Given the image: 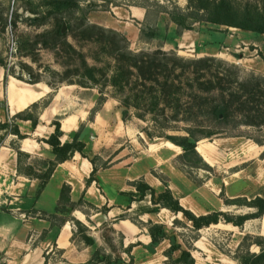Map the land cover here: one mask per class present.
<instances>
[{
	"label": "rangeland",
	"instance_id": "obj_1",
	"mask_svg": "<svg viewBox=\"0 0 264 264\" xmlns=\"http://www.w3.org/2000/svg\"><path fill=\"white\" fill-rule=\"evenodd\" d=\"M78 1L83 9V12H80L81 16L85 15L91 24L126 35L130 49L134 52L154 51L161 48L167 52H176L185 58L214 56L238 65L244 76L250 73L264 76V34L207 22L198 23L193 30L178 34L176 25L171 22L169 15L162 11L176 5L185 9L188 0ZM236 1L240 4L256 3L259 7L264 5V0ZM38 3L39 0H0L2 16V19L0 18V58L16 76L24 80L30 78L22 68V64H27L34 69L35 73H40L44 80L55 82L56 79L48 68L60 73L67 68L73 71L76 62L68 63L64 52L58 55L54 50L41 45L37 48L38 56H35L37 58L35 62L29 56L23 55L19 48V41L23 37L35 40L39 33L54 24L53 20H49L44 22V26H35L41 25L39 24L41 21L35 20V15L28 8L36 7ZM147 12L148 17L145 19ZM65 19L62 25L63 28L66 25V30L63 29V31L67 32V25L72 23V20L68 17ZM142 25H157L159 33L157 38L152 42L141 41L139 33ZM69 40L88 57L91 65L97 64L107 69L112 65V59L108 58L102 50L98 39L75 41L70 37ZM77 61L79 65V60ZM67 79L75 81L80 78L70 74ZM17 80L20 86L29 84L18 78ZM40 87L48 93L43 100H47L53 93L58 94V106L64 109L63 113L70 114L84 110L82 115L85 120L80 127L81 138L86 143L85 151L88 155H99L101 159L109 162L107 168H100V174L97 173V184L94 183V186L99 188L100 185L101 193L112 197V203L108 202L110 206L112 205V212L107 214L102 212L97 215L99 211L109 207L108 204L99 208L95 207L92 204L94 201L87 198L86 191L82 193L78 186L74 192L78 198L74 207L55 205L59 190L58 185L51 184L49 188L45 186L38 188L37 191L29 188L32 195L31 197L22 196L18 202L21 209L12 205L1 206L0 214L6 220L11 218L18 222L19 219L23 223L31 218L30 221L35 227L42 230L45 223L42 224L39 220L45 219L52 225L48 220L50 214L57 213L72 221L76 210L87 211L94 219L89 232L95 236H101L106 247L123 256L126 260L125 264H164L167 258L163 253L170 246V242L165 241L156 249H149L151 240L145 224L151 221L162 223L168 230H174L181 242L193 241L192 225L183 214L176 215L168 209L155 205L151 196H147L142 201H131L137 195L135 188L129 184L130 181L144 179L159 193L165 189L161 180L164 177L174 196L186 209L193 211L196 215L220 210L229 211L232 214L252 212L253 210L248 208L225 205V197L249 199L256 196L264 197V157H261L264 148L259 149L254 141L255 138H264V127L261 129L246 126L230 127L222 134L199 141L197 149L212 168L211 170L187 168L180 166L177 161V156L183 152V149L165 138L158 136L150 138L144 132V128L152 132L158 131L154 124L150 120L137 118L134 115L135 110L126 115L118 100L121 94L112 87L104 88L105 108L104 106L99 108L97 112L101 111V115L98 116L97 122L93 121V125L91 121L94 120L97 112L93 115L91 113L95 110L100 96L98 86L86 88L77 84L63 83L57 91H54L46 82H41L40 86L32 85V88L36 90H40ZM93 100H95V107L89 108L88 102ZM3 108L0 105V109L3 110ZM124 114L125 119L128 118L127 121H124ZM62 118L58 117V119ZM184 127V124H180L177 131H169L168 134H185L182 130ZM30 137L33 138L32 135ZM9 139L7 142L9 145L16 140L15 137ZM42 153L44 155H36L31 160L39 170L45 169L46 160L51 157L48 150L43 149ZM7 176L12 177L11 173ZM57 180L60 181V177ZM33 197L36 199L34 200ZM121 215H126L128 218L126 220L134 225V233H132L134 242H138L139 239L143 242L149 241L146 248L143 245H137L133 263L130 262L129 256L122 252L123 248L119 243ZM104 216L107 217L105 221ZM175 219L180 222L175 224ZM86 223L90 224L88 220ZM260 225L259 218L247 221L242 227L220 222L202 229L199 239L193 242L192 253L196 264H238L233 259V255L237 252L239 244L246 234L261 235L259 234ZM57 228L53 230L52 237ZM109 238H112V242L107 240ZM2 249H7L5 243H0V251ZM251 251L258 253L260 248L253 245ZM45 255L50 264L62 262L61 252L56 247ZM6 257L4 250L0 253V264H8Z\"/></svg>",
	"mask_w": 264,
	"mask_h": 264
},
{
	"label": "trees",
	"instance_id": "obj_2",
	"mask_svg": "<svg viewBox=\"0 0 264 264\" xmlns=\"http://www.w3.org/2000/svg\"><path fill=\"white\" fill-rule=\"evenodd\" d=\"M28 10L35 15V20L41 21L39 23L41 25H35L36 27L44 26V22L49 20H53L54 24L39 33L35 40L23 37L19 41L20 52L35 62H37L35 56H38L37 48L40 45L54 50L58 55L64 52L68 63L76 62L75 69L71 71L67 68L60 73L48 68L56 79L55 82H51L44 80L40 73H35L31 66L22 64L23 70L30 76L28 80H24L16 76L0 58V66L6 70L5 85L9 76H14L32 85L46 82L54 91H57L63 83L77 84L86 88L98 86L100 96L92 115L105 103L103 90L110 86L121 94L118 100L126 115L135 110L134 115L137 118L150 120L154 124L158 131L152 132L144 128V132L150 138L162 137L183 149V152L177 156V161L180 166L187 168L203 170L212 168L197 149L199 141L222 134L230 127L246 126L257 129L264 127V76L262 75L250 73L244 76L238 65L214 56L185 58L176 52H167L161 48L154 51L134 52L130 49L126 35L91 24L85 15L81 16L80 12H83V9L78 0H39L36 7H30ZM162 12L169 15L171 22L177 27L178 34L193 30L195 25L201 22L264 34V5L259 7L256 3L240 4L236 0H188L185 9L176 5ZM66 17L70 18L72 23L67 25L68 31L64 32L62 23ZM147 17L148 12L145 19ZM0 18L2 19L1 15ZM4 27L6 28V25ZM139 34L141 41L152 42L159 34L158 26L142 25ZM70 37L75 41L98 39L102 50L112 59V65L108 69L97 64L91 65L88 57L69 40ZM94 60L97 61V58L94 57ZM70 74H75L80 79L75 81L67 79ZM54 96L53 93L47 100L35 102L5 121L0 120V148L8 136L13 135L16 140L10 143V147L17 152L18 174L38 180L40 188L50 181L60 164L80 153L93 164V171L86 179V186H90L93 182H97L100 168H107L109 162L101 159L99 155L86 153V143L80 137L81 127L71 141L62 142L63 131L60 120L52 122L54 132L44 139V142L50 146L49 152L53 158L46 160V167L43 170L37 169L31 162L33 157L21 149L20 142L29 135L21 131L19 121H30L32 130H35L40 123V113L50 105ZM5 104L1 102L0 105L5 107ZM125 114L124 121H127ZM180 124L185 125L182 129L185 134H168L169 131H177ZM254 141L259 146H264V138H255ZM261 157H264V151ZM99 160L100 164H98ZM161 180L165 189L159 193L144 179L130 181L129 184L135 188L137 195L131 201H142L147 196H151L155 205L168 209L176 215L183 214L192 225L193 241L181 242L179 235L174 230H168L166 225L152 221L145 224L151 238L149 249L154 250L165 241L170 242V246L163 253L167 258L164 264H196L192 253L193 242L199 239L200 231L206 227L220 222L242 227L247 221L262 218L264 215L263 196L252 199L225 197V205L248 208L253 210L252 212L232 214L220 210L196 215L186 209L174 196L168 181L164 177ZM58 206L74 207L70 185H63ZM102 212L107 214L109 208L105 207ZM126 217L121 215L119 218L128 219ZM48 220L57 227H62L68 221L65 216L57 213L50 214ZM72 222L76 226L72 241H76L78 245L83 243L86 246H94V239L89 235V227L78 219H72ZM174 222L178 224L180 221L175 219ZM123 239V235L120 234L119 243L123 248L122 252L126 253L133 263V249L142 244H131L124 248ZM107 240L111 241L112 238ZM253 245L260 248L258 253L251 251ZM233 259L238 264H264V235L246 234ZM125 263L126 260L121 254L112 252V249L107 252L105 247L98 246L95 247L90 260L81 264Z\"/></svg>",
	"mask_w": 264,
	"mask_h": 264
},
{
	"label": "crops",
	"instance_id": "obj_3",
	"mask_svg": "<svg viewBox=\"0 0 264 264\" xmlns=\"http://www.w3.org/2000/svg\"><path fill=\"white\" fill-rule=\"evenodd\" d=\"M137 19L141 20L140 17H137ZM5 77L6 70L0 66V104L1 102L6 103L3 110L0 109V120L2 121L11 118L17 112L25 110L33 103L42 101L48 94L42 87L39 88L40 90H36L32 88L31 84H27L26 86L18 85V80L14 76H9L5 85ZM40 84L41 83H38L36 86H40ZM57 100L58 94L54 96L50 105L42 110L40 113V123L35 130H32L30 121H19L21 131L24 134L29 135L28 138L20 142L21 149L32 157H35L36 155H44V153H42L43 149L48 151L51 150L50 146L44 142V139H47L54 132L55 128L52 125V122L58 120V117H63L62 119H59L63 131L62 142L71 141L74 134L79 130L80 125L85 120V117L82 115L84 110H79L75 113L71 112L70 114L63 113L64 109L58 106ZM105 104L106 103L103 104L104 108ZM88 107L94 108L95 100L88 102ZM80 111L82 113H80ZM100 112H97L94 116V120L91 121L92 125L93 121L97 122L99 120L98 116L101 115ZM31 135L33 138L30 137ZM12 138H14L13 135L8 136L4 145L0 148V207L4 205H12L21 209L18 202H20L22 196L28 195L31 197L32 194L30 193V189L34 188L35 191H37L38 188H40V182L36 179H29L18 174L17 152L7 143L8 139L11 140ZM256 145L259 149L264 148V146ZM52 158L53 157L51 156L50 159ZM92 171V162L80 153H76L73 158L60 164L56 168L50 181L45 185L47 188H49L51 184L58 185L57 189L59 190V193L55 198V205H58L61 189L64 184L70 185L72 189V203H75L78 200L74 193L77 190V186L81 189L82 193L86 191L87 198L93 200L94 202L92 204L97 208L106 206L108 202L112 203L111 196H106L101 193L100 185L99 188L94 186V183L97 184V182H93L90 186H86V179L90 177ZM99 171L98 174H100ZM10 173L12 177L7 176ZM59 177L61 179L60 181L57 180ZM83 181L84 183H82ZM33 198L34 200L36 199V197ZM108 206V213H111L112 205L110 206L108 204ZM75 213V218L73 219H78L85 223L89 228H92L90 225H93L92 222L94 219L87 214V211L76 210ZM101 213L102 211H99L97 215ZM30 219L21 223L19 219L18 222H15L13 219L11 220V218L6 220L5 217L0 214V243H5V247L7 248L2 250H5V254L7 255L6 261L8 264H50L44 255L45 253L49 254L53 250V247H56L58 251L62 252V262H59V264H64L65 262H63V260L72 264L86 263L90 260L95 247L98 246L105 247L107 252L111 251L110 248L106 247L104 239L99 235L95 236L91 234V231L89 232V235L94 239V246H86L83 243L78 245L76 241H72L73 232L76 230V226L69 219L62 227L58 228L56 225H50L47 220L40 219L39 222L42 224L45 223L42 230H38ZM106 219L107 217L104 216V221ZM260 219L261 225L259 234L264 235V215ZM87 220L90 224L86 223ZM128 221L129 220L122 219L119 224L120 232L124 237L123 247L127 248L129 245L136 243H141L142 245L147 246L149 241L143 242L139 239L138 242H134L132 240L134 225ZM97 224H99V222H97ZM114 226H117V224H114ZM55 228L58 230L54 237H52L51 234ZM43 233H45L44 236L40 237ZM148 237L150 238L149 235ZM136 248L137 246L133 249V254L135 253ZM2 250L0 253L3 252Z\"/></svg>",
	"mask_w": 264,
	"mask_h": 264
},
{
	"label": "water",
	"instance_id": "obj_4",
	"mask_svg": "<svg viewBox=\"0 0 264 264\" xmlns=\"http://www.w3.org/2000/svg\"><path fill=\"white\" fill-rule=\"evenodd\" d=\"M63 29L66 30V25H64V28Z\"/></svg>",
	"mask_w": 264,
	"mask_h": 264
}]
</instances>
